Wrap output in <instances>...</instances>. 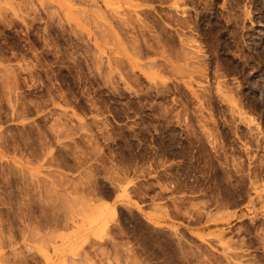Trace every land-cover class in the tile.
<instances>
[{
	"label": "rangeland",
	"instance_id": "obj_1",
	"mask_svg": "<svg viewBox=\"0 0 264 264\" xmlns=\"http://www.w3.org/2000/svg\"><path fill=\"white\" fill-rule=\"evenodd\" d=\"M0 264H264V0H0Z\"/></svg>",
	"mask_w": 264,
	"mask_h": 264
}]
</instances>
